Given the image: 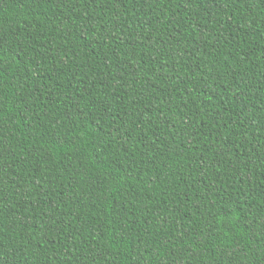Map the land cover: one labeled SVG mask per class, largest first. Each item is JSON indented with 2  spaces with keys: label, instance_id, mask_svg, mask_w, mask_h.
Returning <instances> with one entry per match:
<instances>
[{
  "label": "trees",
  "instance_id": "obj_1",
  "mask_svg": "<svg viewBox=\"0 0 264 264\" xmlns=\"http://www.w3.org/2000/svg\"><path fill=\"white\" fill-rule=\"evenodd\" d=\"M0 264H264V0H0Z\"/></svg>",
  "mask_w": 264,
  "mask_h": 264
}]
</instances>
